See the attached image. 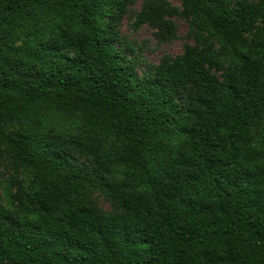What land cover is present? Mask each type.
I'll return each mask as SVG.
<instances>
[{
  "label": "trees",
  "instance_id": "16d2710c",
  "mask_svg": "<svg viewBox=\"0 0 264 264\" xmlns=\"http://www.w3.org/2000/svg\"><path fill=\"white\" fill-rule=\"evenodd\" d=\"M131 1L0 0V264H264V0H179L198 47L142 76Z\"/></svg>",
  "mask_w": 264,
  "mask_h": 264
},
{
  "label": "rangeland",
  "instance_id": "374dc122",
  "mask_svg": "<svg viewBox=\"0 0 264 264\" xmlns=\"http://www.w3.org/2000/svg\"><path fill=\"white\" fill-rule=\"evenodd\" d=\"M245 1L255 3V0ZM156 6H161L164 9L162 20L174 26L172 35L165 36L159 27L150 23L136 25V19L140 12H147L148 7ZM117 31L122 40L119 49L128 58L133 59L138 76L181 56L187 46L198 47L195 31L190 25V18L179 0H132L117 24ZM249 37L250 35H246V38ZM209 70L217 78L221 77V71ZM78 162L81 164L85 161L79 159ZM24 179H26L24 170L14 165L10 158L4 155L0 161V197L1 189L5 184L9 185L10 190L14 192V183ZM90 196L101 213L111 214L113 212L110 202L102 195L90 191ZM3 205L0 201V206L3 207Z\"/></svg>",
  "mask_w": 264,
  "mask_h": 264
}]
</instances>
